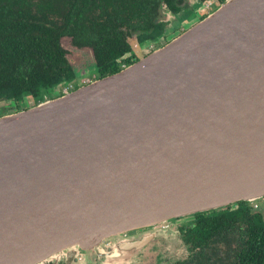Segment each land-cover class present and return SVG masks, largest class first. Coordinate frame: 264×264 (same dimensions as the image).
<instances>
[{"label": "water", "instance_id": "water-1", "mask_svg": "<svg viewBox=\"0 0 264 264\" xmlns=\"http://www.w3.org/2000/svg\"><path fill=\"white\" fill-rule=\"evenodd\" d=\"M264 197V0H226L120 72L0 117V264Z\"/></svg>", "mask_w": 264, "mask_h": 264}, {"label": "flooded vegetation", "instance_id": "flooded-vegetation-1", "mask_svg": "<svg viewBox=\"0 0 264 264\" xmlns=\"http://www.w3.org/2000/svg\"><path fill=\"white\" fill-rule=\"evenodd\" d=\"M133 1L0 0V71L4 67L5 77H10L13 70L18 76L22 71L27 80L26 72L30 68L29 61L13 69L12 57L9 58L11 29L6 22L11 18L12 14L9 12L12 10L20 12L15 21L33 22L51 29L52 36L49 42L56 41L58 50L63 51L66 65L74 72L70 82L62 81L42 98L35 99L27 95L17 101L0 99V117L19 113L58 98L61 88L65 85L71 84L76 90L102 79L98 73L99 65L93 44H85L83 37L85 30L90 33L97 29L100 31L101 25L106 27V31L111 32L109 26H114L121 33V40L128 47V51L114 63L120 72L185 32L183 26L190 24L188 20L190 15H195L201 21L214 7L224 2V0H172L169 4L160 0L155 15L151 22H148L132 17L130 8L134 6ZM74 6L80 9L85 7L83 19L78 20L73 16L70 21L68 20L67 16ZM121 6L125 11L112 12ZM93 9L96 11L93 12ZM75 12L74 10L73 13ZM107 20L111 22L103 25L102 22ZM67 40L74 49L91 52L93 62L91 78L86 79L78 75V71L68 58L69 52L63 45V41ZM50 55L56 56L53 49H43L39 53L40 59ZM202 219H214L212 230H222L202 241H193L192 231ZM44 264H264V197L239 201L119 234L103 240L94 250L73 252L64 250Z\"/></svg>", "mask_w": 264, "mask_h": 264}, {"label": "trees", "instance_id": "trees-1", "mask_svg": "<svg viewBox=\"0 0 264 264\" xmlns=\"http://www.w3.org/2000/svg\"><path fill=\"white\" fill-rule=\"evenodd\" d=\"M164 1L169 4L172 2V0ZM159 2L160 0H134V6L130 8L132 17L135 16L141 20L151 22ZM74 10L76 11L75 13H73ZM95 11L96 9H93V12ZM122 11H125L123 6L112 10L115 13ZM84 12V6L81 9L74 6L67 18L70 21L75 16L78 20H81L84 17ZM9 13L12 15L6 25H9L11 29L9 37L11 56L9 55V58L11 59L12 57L13 69L19 68L21 64L29 61L30 68L26 72L28 77L25 80L26 77L22 71L21 75L18 76L13 70L10 77H5L6 70L2 67L0 71V99L17 101L27 95L39 99L62 81L70 82L74 77V72L66 65L63 51L58 50L56 41L49 42L52 30L33 22L15 21L16 16L20 15V12L12 10ZM110 22V20H107V22H102V24L106 25ZM4 23L5 21L3 20L2 24L4 25ZM99 28L101 29L100 31L97 29L91 33L85 30L83 37L85 38V44H93L99 65L98 73L101 78H104L119 72L114 63L128 51V47L122 42L121 33L114 26H109V31L111 32L106 31L105 26L100 25ZM156 34L158 35L159 31ZM43 49H53L56 56L50 55L40 59L39 53ZM214 222V219L200 220L197 227L192 231L191 239L193 241H202L222 230H212Z\"/></svg>", "mask_w": 264, "mask_h": 264}, {"label": "rangeland", "instance_id": "rangeland-1", "mask_svg": "<svg viewBox=\"0 0 264 264\" xmlns=\"http://www.w3.org/2000/svg\"><path fill=\"white\" fill-rule=\"evenodd\" d=\"M216 7H214V9ZM188 20H189V23L192 25H194L195 23H198V21H199L195 15H190L188 17ZM190 24H187L186 27L183 26V29L188 30V28L192 26ZM63 45L68 50V52H69L68 58L71 61L73 67L78 71V75L83 76V78H86V79H87V77L91 78L90 72L92 70L91 65L93 64L91 52L89 50L74 49L73 47H71L69 40L63 41ZM112 260H114V257ZM118 260H116V261H118ZM118 262H121V261H118Z\"/></svg>", "mask_w": 264, "mask_h": 264}, {"label": "built area", "instance_id": "built-area-1", "mask_svg": "<svg viewBox=\"0 0 264 264\" xmlns=\"http://www.w3.org/2000/svg\"><path fill=\"white\" fill-rule=\"evenodd\" d=\"M224 1H226V0H224ZM223 2H221L220 4H222ZM220 4H218V5H220ZM71 91H74V87H73V85H65L64 87H62L61 88V94H60V96H62V95H66V94H68L69 92H71Z\"/></svg>", "mask_w": 264, "mask_h": 264}]
</instances>
